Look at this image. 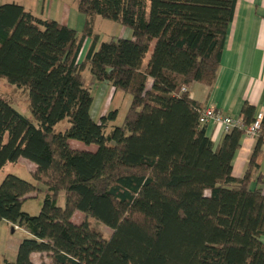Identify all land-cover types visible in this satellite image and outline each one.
Instances as JSON below:
<instances>
[{
  "label": "trees",
  "instance_id": "trees-1",
  "mask_svg": "<svg viewBox=\"0 0 264 264\" xmlns=\"http://www.w3.org/2000/svg\"><path fill=\"white\" fill-rule=\"evenodd\" d=\"M236 1L75 0L84 15L79 33L19 3H0V78L26 94L36 122L0 93V169L26 158L33 180L46 187L31 215L22 203L38 187L10 173L0 181V221L29 233L9 264H264L257 162L264 118L243 176L234 177L243 128L226 130L214 144L198 120L203 105L182 90L215 82ZM96 16L131 36L97 46ZM85 68L130 96L120 125L112 124L117 109L93 118ZM253 110L243 103L244 125ZM62 120L68 126L57 131ZM69 139L96 148H73ZM75 211L83 214L77 223Z\"/></svg>",
  "mask_w": 264,
  "mask_h": 264
},
{
  "label": "crops",
  "instance_id": "crops-1",
  "mask_svg": "<svg viewBox=\"0 0 264 264\" xmlns=\"http://www.w3.org/2000/svg\"><path fill=\"white\" fill-rule=\"evenodd\" d=\"M8 2L19 3L40 18H52L66 24L64 17L57 19L55 14L45 10L43 6L40 13H37L36 3L29 0ZM121 30V37L130 36L131 32L127 27ZM86 43L88 45L89 41ZM102 83L108 86L107 83ZM185 90L189 98L202 105H213L223 114L233 117L240 116L244 102L253 106V116L259 111L264 112V0L236 1L233 18L227 27L215 82L212 85L192 82ZM205 132L217 144L225 131L221 125L209 122L205 124ZM256 140L255 137L244 134L240 137L239 146L232 158L231 173L234 177L243 176ZM73 147L81 149V145L77 143ZM257 162L264 178V143L260 145Z\"/></svg>",
  "mask_w": 264,
  "mask_h": 264
},
{
  "label": "rangeland",
  "instance_id": "rangeland-1",
  "mask_svg": "<svg viewBox=\"0 0 264 264\" xmlns=\"http://www.w3.org/2000/svg\"><path fill=\"white\" fill-rule=\"evenodd\" d=\"M11 0H0V2H8ZM29 2L36 3L35 10L40 13L42 6L47 11H51L56 15L57 19L66 20V24L72 26L77 30V33L81 32L83 26L84 15L77 10L75 0H29ZM124 26L96 16L94 20V32L97 34V46L103 42L108 41L112 35L121 36L122 28ZM131 36V34H130ZM87 43L83 46L80 54V58L83 57ZM149 54H147L145 61L148 59ZM84 85L91 91L93 96V103L91 107V114L94 116L95 120H98L101 115L105 114L107 110L117 109V115L112 124L120 125L123 121L126 108L130 102V96L124 94L120 90H116L113 94V88L108 85L104 86L102 82L95 80L94 76L90 73L88 69H84L82 72ZM149 83V82H148ZM0 93L8 97L11 100L12 106L17 109L20 113L24 114L36 124L35 120L32 118V114L29 110L28 99L26 94L16 88L15 85L7 82L4 78H0ZM68 126V123L64 120L58 122L55 125L57 131H63ZM71 146L73 147L75 143L81 145V149L94 150L96 148L95 144H84L81 141L75 139H69ZM74 148V147H73ZM89 148V149H88ZM34 167V163L26 158H18L15 162H8L0 169V181L6 174H14L24 180L34 183L38 187V191L34 196L25 199L22 203V210L31 214L36 215L40 210V206L46 192V187L33 180L30 174V170ZM56 203L58 206H63L64 204V193L60 191ZM83 218V214L80 211L74 212L72 217L73 222H79ZM89 224L94 228L100 230L103 235L108 238L111 234V229L104 223L89 217ZM29 233L6 220L0 221V264H9L13 262L16 257V251L18 244L24 237H28ZM31 260L38 262L40 258L38 253L31 254Z\"/></svg>",
  "mask_w": 264,
  "mask_h": 264
},
{
  "label": "built area",
  "instance_id": "built-area-1",
  "mask_svg": "<svg viewBox=\"0 0 264 264\" xmlns=\"http://www.w3.org/2000/svg\"><path fill=\"white\" fill-rule=\"evenodd\" d=\"M182 90H185L182 88ZM198 120L201 124L214 123L221 125L224 131L229 130L233 127L243 128V134L251 137H258L261 134V121L264 118V112H257L252 121L244 125L240 116L233 117L230 115L223 114L217 110L213 105H203L198 111ZM262 141H264V133L261 135Z\"/></svg>",
  "mask_w": 264,
  "mask_h": 264
}]
</instances>
